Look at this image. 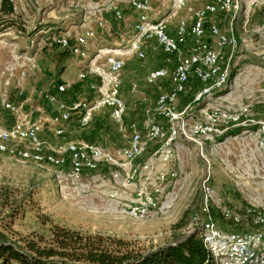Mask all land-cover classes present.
I'll use <instances>...</instances> for the list:
<instances>
[{
    "label": "built area",
    "instance_id": "built-area-1",
    "mask_svg": "<svg viewBox=\"0 0 264 264\" xmlns=\"http://www.w3.org/2000/svg\"><path fill=\"white\" fill-rule=\"evenodd\" d=\"M157 1L77 4L79 21L70 29L58 34L51 27L39 30L40 41L26 49L25 62L18 65L21 79L28 70L36 69L35 50L43 48L47 53L68 51L77 60V80L54 82L41 92L38 111L42 117L37 120L24 112L25 102L1 100L8 119L0 126V155L41 169L64 170L65 176L57 174L62 178L64 200L95 199L115 214L142 222L165 218L176 209L192 175L183 166L191 146L202 173L195 184L198 211L192 214L184 236L196 234L214 264H264V209L250 204L239 213L227 206L216 191L213 171L220 153L228 158L234 155L232 149L250 144L264 161V120L253 112L254 106H264V84L251 92L245 103L215 102L234 93L238 86L234 83L233 89L222 94L230 88L238 43L212 21L229 15L232 20L242 16L247 22L264 9V0H211L199 8L196 0H171L172 11L155 20L153 6ZM181 11L186 17L176 18ZM125 12L136 16L127 43L89 53L88 44L98 39L96 29L105 27L106 14L121 21ZM172 21H176L174 26ZM255 34L264 41V21ZM149 54L162 58L161 65L144 77L145 86L155 87L156 93H141L129 108L121 95L122 70L127 60L143 61ZM14 70L17 67L9 69L11 76ZM86 80L90 97L66 98L73 83ZM129 89L131 94L138 93L135 84ZM186 94L190 97L185 100ZM101 115L125 136L122 145L109 148L81 138ZM240 130L252 131L249 144L242 142L239 134L234 135ZM46 131L54 138L52 142L46 140ZM218 164L221 175L230 180L227 160ZM212 212L224 222L246 221L255 231H228Z\"/></svg>",
    "mask_w": 264,
    "mask_h": 264
},
{
    "label": "rangeland",
    "instance_id": "rangeland-1",
    "mask_svg": "<svg viewBox=\"0 0 264 264\" xmlns=\"http://www.w3.org/2000/svg\"><path fill=\"white\" fill-rule=\"evenodd\" d=\"M9 1L14 7L13 15L7 19L0 18V103L5 98L18 103L23 101L25 102L24 112L32 120H37L42 117L38 111L41 108L39 100L41 92L50 88L58 80L66 83L76 82L79 68L74 58L57 66L49 59L48 53L43 48L36 49V69L28 70L25 78L21 79L18 65L25 62L24 56L29 53L26 49L32 43L35 45L40 41L41 35L38 31L43 27L54 28L57 34L66 30L68 27L61 19L72 18L78 14L77 4L81 6L85 3L107 0ZM207 1L211 0H196L195 7L199 8ZM153 7L155 9L153 17H156V20L167 16L172 11V2L171 0H158ZM261 10L264 12V9L256 11L247 22L242 16L234 20L229 15L216 16L212 19L225 34L234 36L238 43V49L234 55V67L231 69L230 88L222 94L227 93L228 89H233L234 83L238 86L236 91L228 97L217 99L215 102L218 104L245 103L247 102L246 97L264 84V41L258 39L255 34L256 28L264 21L256 14ZM185 17V12L181 11L176 18L184 19ZM9 20L13 23L8 22ZM105 20L107 21L105 27L96 29L98 39L88 44V51L91 54L100 47L114 48L118 45H125L132 36V26L136 16L132 12H125L123 20L117 21L110 13H107ZM50 22L58 23L54 25ZM173 24L174 21L171 22V26ZM161 59V56L149 54L143 61L136 59L126 61L121 73L123 95L125 99L127 98L126 100H132L131 105L136 103L141 93L148 95L156 93L155 87L152 90L151 87L145 86L144 77L150 69L162 63ZM11 67H17V70L12 73L13 76L9 71ZM133 84L137 85L138 93H130L129 88ZM189 94H186L185 100L190 97ZM184 103L182 101L181 105ZM253 112L256 118L264 120V106H254ZM7 119L8 116L0 106V126H4ZM110 131L112 132L100 133L101 137L97 141L109 148L122 145L125 136L119 130L111 129ZM251 133L252 131L240 130L235 131L234 135L239 134L242 142L249 144L247 139ZM45 138L49 142L54 140L47 131ZM239 148L232 149L234 155H228V158L220 153L214 160L216 191L227 206L239 213H243L250 204L264 209V161L258 152L254 151L251 144L245 148ZM189 151L190 154L184 159L183 166L186 172H191L192 175L187 179V189L176 209L165 218L154 217L142 222L115 214L104 203L95 199L89 202L80 198L64 200L63 192L60 191L62 178L57 177V174L65 176L66 171L64 170L41 169L32 164L17 163L0 155V190L13 192L11 200L19 203L23 200L24 204V208L21 209L23 211L12 221L11 229L14 232L12 238H26L32 233H41L40 224L42 218L46 217L54 224L75 229L84 234L121 240L130 244L131 248L145 253L158 250L176 239L179 240L184 237L185 228L181 227L177 230L176 226L179 223H185L187 226L192 214L198 211L199 204L195 184L202 173V167L191 146H189ZM182 152L186 151L182 150ZM224 160H227L229 164L230 180H226L221 175L218 162ZM234 175L239 177L235 179ZM250 196H253V200ZM1 221H4L2 217H0ZM5 222L8 220L5 219ZM220 226L223 227L222 224Z\"/></svg>",
    "mask_w": 264,
    "mask_h": 264
},
{
    "label": "trees",
    "instance_id": "trees-1",
    "mask_svg": "<svg viewBox=\"0 0 264 264\" xmlns=\"http://www.w3.org/2000/svg\"><path fill=\"white\" fill-rule=\"evenodd\" d=\"M13 13V4L9 0H1L0 18L7 19ZM256 14L264 20L263 10ZM48 57L57 66L71 59L70 53L64 50H53L48 53ZM79 96L90 97L88 80L73 83L66 92L67 99ZM111 129L115 131L107 118L101 115L93 120L81 138L89 142H98L100 133L112 132ZM12 193L0 190V217L4 219L0 222V264H214L196 234L184 236L165 247L145 253L131 248L130 244L121 240L84 234L54 224L44 217L40 224L41 233L14 239L11 224L23 211L21 209L24 208V204L23 200L20 203L11 200ZM212 215L228 231L237 233L255 231L246 221L233 224L224 222L215 212H212ZM5 219L8 222H5ZM181 227L186 228L185 223H179L176 229Z\"/></svg>",
    "mask_w": 264,
    "mask_h": 264
},
{
    "label": "crops",
    "instance_id": "crops-1",
    "mask_svg": "<svg viewBox=\"0 0 264 264\" xmlns=\"http://www.w3.org/2000/svg\"><path fill=\"white\" fill-rule=\"evenodd\" d=\"M71 17V16H70ZM156 18V17H155ZM55 19H58V18H55ZM158 19V18H157ZM160 19V18H159ZM62 21H63V24H65L67 27H68V29H70V27L72 26V25H75V24H77L78 23V21H79V18H78V16H77V14L75 15V16H72V18H69V17H65V18H62L61 19ZM58 22H50V24H57ZM175 23H176V21H174V24H173V26L175 25ZM41 24V23H40ZM44 26H47V25H44ZM161 65V64H160ZM159 65V66H160ZM72 83V82H71ZM121 95H122V97H123V99L125 100V102H126V104L128 105V107L129 108H131L132 107V103H130V101L132 102V100H126L125 98H124V95H123V87H122V92H121Z\"/></svg>",
    "mask_w": 264,
    "mask_h": 264
}]
</instances>
